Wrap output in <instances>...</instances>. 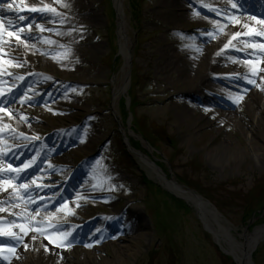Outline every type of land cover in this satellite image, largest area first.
<instances>
[{"label":"rangeland","instance_id":"rangeland-1","mask_svg":"<svg viewBox=\"0 0 264 264\" xmlns=\"http://www.w3.org/2000/svg\"><path fill=\"white\" fill-rule=\"evenodd\" d=\"M159 1L50 0L60 17L59 27L55 23L45 28L26 25L27 31L12 35L28 45L56 48L57 75L43 92L32 93L31 105L14 103L17 93L12 78L21 70L22 77L31 74L32 57L21 46L15 49L17 57L0 55V107L21 109L8 113L0 108V141L12 143L7 154L16 158L10 170L16 169L14 177L27 176L19 184L27 182L34 192L38 187L57 188L49 196L53 206L44 211L53 213L46 233L58 252L39 254L36 246L22 250L24 239L46 222L37 212L34 220L22 223L0 205V264H150L152 258L153 264H233L206 231L197 211L164 190L130 152L122 128L132 148L148 156L168 179L213 204L221 226L229 229L235 242L244 244L246 236L264 225V95L256 102L252 96L241 105L235 102L213 109L211 93L205 102L192 103L191 98L185 101V96L174 92L178 77L175 72H162V54L156 48L161 45L174 52L180 44V53L194 43L207 48L211 41L204 43L199 36L211 34V29L185 20L175 24L160 14ZM243 1H237L239 10L247 6ZM0 6L20 7L15 0H0ZM117 6L127 21V58L118 53L117 15L121 12L115 11ZM130 6L138 12L135 20ZM211 13L208 19L230 28L219 12ZM257 19L264 21V11L263 19ZM136 20L138 25L133 27ZM247 35L251 40H242L262 41L250 30ZM85 37L97 45L96 51L82 41ZM22 61L29 66L18 63ZM244 75L237 77L248 80ZM218 76L224 83L234 77ZM259 76V86L264 88V72ZM7 81L13 83L4 89ZM125 84L127 89L116 98L115 92ZM223 97L226 100L218 98L219 103L228 104L230 96ZM215 112L223 117L220 125ZM27 127L36 130L30 133ZM13 129L20 136L5 137ZM52 132L57 134L56 141ZM42 155L47 157V167L39 166ZM69 181L76 189L87 186L83 195L72 198ZM6 183L16 182L0 178L1 187ZM69 190L72 195L64 196ZM30 193L26 187L19 196L29 200ZM250 264H264V240L252 253Z\"/></svg>","mask_w":264,"mask_h":264},{"label":"bare ground","instance_id":"bare-ground-1","mask_svg":"<svg viewBox=\"0 0 264 264\" xmlns=\"http://www.w3.org/2000/svg\"><path fill=\"white\" fill-rule=\"evenodd\" d=\"M252 1L262 2V0ZM16 4H19V6L22 5L16 9L10 7L0 8V55L17 57L15 49L21 46L25 51H28L32 57L30 66L27 62H18L20 65L27 63V65L32 68L31 74L22 77V70L20 68L22 66L18 65L17 68L21 71L14 73V78H12L16 81L13 84L16 93L18 94L22 92L21 94H18L19 96L15 99L14 103H28L31 105L32 93H36L35 95H37L40 93L39 91L43 92L44 87L47 84L52 83L51 77L57 75L58 70H55L56 57L53 54L56 51V48L47 49L44 47L28 45V43L26 44L24 41H21L12 35L21 34L24 30L27 31L28 29L23 28L26 25H28V28L36 26L38 28H45V26L51 27V24L55 23L56 27H59L61 21L59 20L60 17L52 10L50 0H19L16 1ZM156 5L159 6L160 14L169 16L175 24L182 25L185 20L188 23H193L198 28L205 30L208 28L209 30L211 29V34H201L199 32L201 34L199 38L202 42L205 43L206 41H211L207 48L201 43H194L187 46L186 53H180V44L178 45V49L174 52H169V50H166L165 47H162L161 45L156 48L162 54L159 58V62L161 63L160 69L162 72H175L178 77L177 81L179 84L174 86L175 90L171 88L172 91L174 90V92H179L180 95L185 96V101H188V99L191 98L192 103L205 102L206 95L211 93L214 96V100L210 103L213 109L219 108L217 105L226 107L233 105L235 102H237L238 105H241V103L250 101L252 96H254V98L256 97V99H253L256 102L259 95H264V88H260L258 83L261 80L259 73L262 71L264 72V67L262 66V63H264V21L251 16L240 15L239 10L234 7L231 0H161L156 3ZM246 8L253 11L247 14H262L259 9L248 2ZM210 10L217 14L219 12L218 15L221 16L223 22L229 24L230 28L224 24H219L216 21L208 19L207 15H212ZM116 11L121 12V14H118L119 54L123 58H127L129 54L127 46L128 35L126 30L127 21L125 20L123 11L119 9V6H117ZM129 13L134 20L135 18H138L136 8L130 6ZM137 25L138 20L133 24V27H137ZM8 30L13 31L14 33H11ZM248 30L252 32L254 37L260 38L263 42L255 43L254 40L252 42L242 40L243 38L251 40V38H249L250 35H247ZM82 41L91 47V52L97 50V45L90 44L86 37ZM61 43V40L57 41V44ZM162 57L163 60L161 59ZM242 59L250 60V62L240 63L238 60ZM223 73L234 75L232 81L224 83V79H219L218 75H222ZM241 73H245L246 75L244 76H248V80L245 81L243 77H237V74ZM12 83L13 82L7 81V87L4 89H8ZM220 83L221 85H218ZM125 87L127 89V84H125L120 92H115L114 96L119 98L121 91H123V89L125 91ZM49 92L53 93L54 89L51 88ZM223 95L230 96L228 104L219 103L220 100H218V98L225 99ZM200 97L202 98L200 102L193 101L200 100ZM186 105L189 104L186 103ZM20 110L21 109L14 108L13 105L6 108V112L8 113H17L20 112ZM59 110L63 113L68 112V110L64 111L63 108ZM180 113L183 114L184 110H180ZM215 113L220 117L217 118V116H215V121L220 125L223 117L218 112ZM223 113L225 116L228 115L225 110H223ZM35 119L38 120V118ZM230 121L231 120H228V122ZM6 124L10 128L11 124L9 121ZM18 126L19 128L23 127L21 124ZM35 130V128L32 129L27 127V131L30 133ZM55 130L59 131L60 129L57 128ZM121 130L123 131L125 144H128L130 152L137 157L140 164L155 176L156 180L164 190L174 197L185 201L197 211L199 219L204 225L206 231L213 237L216 244L221 247L223 252L229 255L234 260L235 264H249V256L256 246L264 240V225L256 228L250 235L246 236L244 244L235 242L231 238V235H229V229L221 226V218H215L214 215L216 214H214V211L203 199L178 185L172 179H168L148 156L132 148L126 131L123 130V128ZM53 134L54 133L52 132L51 136ZM56 135L57 134L52 136V140H57L54 139ZM9 136L16 138L20 135L19 132L13 129L10 133H6L5 135V137ZM88 140L89 139L85 141ZM0 144L4 145V149L2 151L0 150V178H12L16 182L14 185L6 183L4 187L0 186V196L8 201L6 205H3L2 199H0V205L3 207L2 210L9 213L12 219H18L22 223H28L30 220H34V218L38 216V212L40 217L43 218V222H46V224L40 225L35 232L30 233L29 237L24 239L22 250L24 248H32L36 246V252L39 254H56L58 251L57 248L54 247L53 239L46 233L48 220H50L53 213L48 212L47 210L45 212L44 210L50 209L53 206L54 199H50L49 196H52V193L55 192L57 188L42 187L34 192L32 186H28L27 182L19 184L23 181V178H27V176L20 175L19 178L16 179V173L14 175L8 173V170H11V164H13L16 159H13L11 154H7L11 150L10 145H12V143L10 141L1 140ZM5 155L7 156V160H5ZM24 158L26 159V157ZM46 159L47 157L44 155L40 157V167H47L48 161ZM4 161L7 162V166H10L9 169L4 165ZM32 182L33 180L31 183ZM39 185L44 186V183ZM26 187L31 190L30 198L29 200L23 201L19 196V191ZM68 187L73 189L74 196L72 198H79V196L83 195L82 191L86 190L87 186H79V188L76 189V185L73 188V182L69 181ZM12 189L16 190L17 193L13 194ZM11 194H13L12 197L8 198ZM69 194L72 195L70 190L64 192V196ZM49 201H51V203H49ZM73 217L77 219L76 215ZM68 227L73 228L74 226Z\"/></svg>","mask_w":264,"mask_h":264},{"label":"trees","instance_id":"trees-1","mask_svg":"<svg viewBox=\"0 0 264 264\" xmlns=\"http://www.w3.org/2000/svg\"><path fill=\"white\" fill-rule=\"evenodd\" d=\"M150 264H153V258H152V260H151ZM168 264H174V262H173V261H169V263H168Z\"/></svg>","mask_w":264,"mask_h":264},{"label":"water","instance_id":"water-1","mask_svg":"<svg viewBox=\"0 0 264 264\" xmlns=\"http://www.w3.org/2000/svg\"><path fill=\"white\" fill-rule=\"evenodd\" d=\"M213 210H214V208H213ZM215 211V210H214ZM214 214H215V212H214Z\"/></svg>","mask_w":264,"mask_h":264}]
</instances>
